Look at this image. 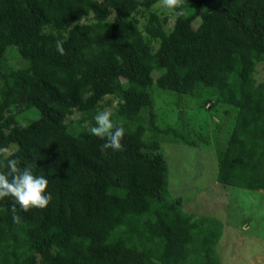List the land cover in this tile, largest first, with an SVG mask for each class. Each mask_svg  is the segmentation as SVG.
Wrapping results in <instances>:
<instances>
[{
  "label": "trees",
  "instance_id": "trees-1",
  "mask_svg": "<svg viewBox=\"0 0 264 264\" xmlns=\"http://www.w3.org/2000/svg\"><path fill=\"white\" fill-rule=\"evenodd\" d=\"M157 2L0 0V147L53 197L27 212L0 200V264H223V222L185 205L214 181L264 192V0H184L179 18ZM154 86L176 95L175 122L159 124ZM187 99L215 108L209 127L190 126ZM106 108L120 151L89 132ZM175 144L191 176L178 188Z\"/></svg>",
  "mask_w": 264,
  "mask_h": 264
},
{
  "label": "rangeland",
  "instance_id": "rangeland-1",
  "mask_svg": "<svg viewBox=\"0 0 264 264\" xmlns=\"http://www.w3.org/2000/svg\"><path fill=\"white\" fill-rule=\"evenodd\" d=\"M171 18L169 27L173 26ZM144 18L141 19V22ZM9 57L15 66L22 63L15 51L9 53ZM161 72L153 73L157 77ZM256 78L264 80V62L257 66ZM154 106L158 114L157 120L160 125L164 122L177 120L178 108L174 105L176 95L169 91H158L153 87ZM199 99H187L185 103L186 116L193 128L210 126L212 118L216 116L212 105H200ZM111 110L109 108H106ZM217 111V110H216ZM74 117H77L74 116ZM73 118V117H72ZM225 132L222 131L220 139L224 140ZM222 143V142H221ZM169 148L167 159L170 164V184L179 187L181 177H189L186 173L188 164L185 165L184 147L173 145ZM205 171L216 168V154L214 148L205 149ZM188 169V168H187ZM213 170L206 177L209 183L213 178ZM191 178V176L189 177ZM191 194L185 205L188 211L208 213L215 216L224 224L223 234L218 245V253L223 264H264V192L260 190H248L242 187H228L223 189L217 181ZM192 186V185H191ZM178 191V189H176ZM202 190V191H201ZM178 193V192H177Z\"/></svg>",
  "mask_w": 264,
  "mask_h": 264
},
{
  "label": "clouds",
  "instance_id": "clouds-1",
  "mask_svg": "<svg viewBox=\"0 0 264 264\" xmlns=\"http://www.w3.org/2000/svg\"><path fill=\"white\" fill-rule=\"evenodd\" d=\"M183 3L184 0H158L155 7L164 9L170 16L179 18L187 15ZM64 43L61 40L56 41V49L61 55H64L66 51ZM112 116V111L108 109L98 110L94 116L95 126L89 129L91 135L106 141L100 145L101 151L108 149L120 151L123 147L125 128L122 122L118 124ZM13 155L9 147H0V200L12 197L25 212L33 208L45 209L53 198L52 194L47 192L49 180L44 176L34 175L31 167L21 168L18 160L12 158ZM13 219L17 223L20 222L18 215Z\"/></svg>",
  "mask_w": 264,
  "mask_h": 264
}]
</instances>
